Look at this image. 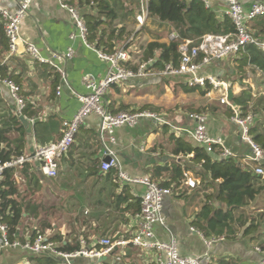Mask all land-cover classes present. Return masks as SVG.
Here are the masks:
<instances>
[{
    "label": "crops",
    "instance_id": "0c3cea01",
    "mask_svg": "<svg viewBox=\"0 0 264 264\" xmlns=\"http://www.w3.org/2000/svg\"><path fill=\"white\" fill-rule=\"evenodd\" d=\"M23 1L25 0H0V7L16 13ZM202 1L207 3V7L216 10L220 18L226 16L227 6L220 0ZM121 2L129 10L132 7L127 0ZM64 4H69L75 9L79 8L80 13L87 9L81 8L78 0H34L20 25L22 39L39 48L48 63H37L24 52L12 56L5 36L2 37L0 18V64L10 69V76L17 86L21 87L27 106H30L31 111L36 114L35 117L30 118L22 114L34 129L33 135H30L21 124L26 130L25 154L58 141L63 136V123L73 119L81 107L79 98L89 92L84 86V79L86 77L102 79L111 70V65L99 57L98 50L85 42L78 29L73 26L69 11L63 8ZM144 8L146 9L147 6L140 0L135 16L128 15L124 21H116L118 26L124 25L133 33L128 42L118 45L119 50L124 49L131 55L132 67L136 66L142 49L152 40V32L157 29L149 20V16L144 26L139 25L137 17L142 14ZM96 12L97 10L95 14ZM121 13L127 14L126 11ZM159 31L158 33L161 34L163 29ZM72 35L75 39H72ZM169 36L172 37V34ZM169 36L167 34V39ZM71 49L74 54L69 60L66 54ZM236 56L222 60L205 70L206 75L227 83V94L232 91L234 97L243 91L237 70L238 63L235 61ZM149 71L150 76L112 87L104 98V105L113 114L121 111H147L162 119L159 123L144 118L136 127L119 128L114 136L115 144L107 142L115 151L122 171L130 178H150L153 168L159 165L171 167L179 163L189 168L186 180L182 181L179 188L174 184L175 190H171V194L164 198L163 214L167 224L164 229L157 230L159 237L169 239L171 235L174 236L182 255L197 258L208 255L212 264H218L223 260L236 264H261L264 260V242L252 235L244 236L247 224L238 227L236 238H223L225 240L211 247L207 245V241L212 238H205L196 229L195 224L208 196H212L215 189L202 184V169L200 165L197 166L191 161L193 155L178 157L173 155L177 139L189 142L194 147L198 146L191 141L187 131L195 128V123L189 119V115L201 110V113L206 114L208 118L209 135L213 138H221L225 142V147L232 151L234 159L244 167L255 169L256 166L249 162L250 147L241 141L238 125L231 122L229 114L232 110L221 104L222 94L218 92L207 96L209 92L207 90L196 88L192 91L186 84L182 87L183 80H171L164 76L163 72L153 71L151 68ZM248 81L245 79L243 82ZM176 83L180 85L176 86ZM261 86L264 91L263 84ZM60 87L62 91L58 95ZM145 107L148 109H144ZM20 116L10 89L0 82V130L13 129L8 135L11 141H16L21 136V126H15L12 122L14 118L20 119ZM99 133L100 118L96 116L86 118L68 159L65 162L61 161L59 174L60 177L75 175L73 178L75 181L72 182L76 184V205L79 212L77 213L78 238L81 241L86 238L88 246H92L95 241L102 238H111L116 243L130 240L135 232L136 216L139 213L133 216L126 209L135 203L132 199H140L146 192L144 185L127 183L120 179L117 170L112 171L115 174L108 175L101 170L102 166L100 168L96 166V160L103 162L105 159V145L100 142ZM1 146L0 151L7 147L4 143ZM116 176L118 180L114 181ZM166 178L168 175L163 181ZM204 178L208 181L206 176ZM15 180L19 188L16 200L25 205V208L31 207L38 211L36 216L30 213L24 214L22 238L27 240L30 239L34 229L38 228V221L44 218L43 208L58 206V204L55 206L52 203L48 204L50 194L58 197V194H62V189L56 187L46 189L44 184L53 179L45 178L38 165L28 164L27 167L17 170ZM187 180L195 181L197 187L191 188ZM68 185L72 184L68 183ZM68 185V188H72ZM261 207L264 208V202L258 199L251 206L243 208L244 218H251V215L258 212V208ZM251 222L252 220H249L248 224ZM54 226L57 233L61 232L65 235L70 233L59 228L57 224ZM46 233L50 237L55 234L49 231ZM120 253L121 249L116 248L107 261L114 264H157L154 254L143 249L128 248L129 255L124 258H121ZM37 257L7 247L3 244L0 231V264H39L35 260ZM58 263L68 264L60 260ZM91 263L90 259L83 257L73 261L72 264Z\"/></svg>",
    "mask_w": 264,
    "mask_h": 264
},
{
    "label": "built area",
    "instance_id": "2783aa9c",
    "mask_svg": "<svg viewBox=\"0 0 264 264\" xmlns=\"http://www.w3.org/2000/svg\"><path fill=\"white\" fill-rule=\"evenodd\" d=\"M34 0H25L18 7L16 13H12L7 9L0 7V18L3 29L8 39V48L12 56H18L20 53H27L33 61L40 63H48L41 55L39 48L26 43L20 34V25L26 18L29 7ZM146 2L147 0H141ZM227 6L226 16L236 26V34L232 39L223 36H207L199 43L192 47L188 41L182 43V58L179 68L173 69L168 67L163 75L171 80H183L191 89L201 88L203 90L211 89L207 96H211L214 92L222 94L220 102L222 105L228 106L233 113L231 122L238 125L240 129L241 141L247 144L251 149L249 162L256 166L255 174L264 177V149L253 140L252 129L255 125V117L252 114L243 115L240 108L230 102L228 99L227 83L222 82L218 78L210 77L205 74L212 65L218 64L234 55H240L244 49L251 44H256L264 51V39L254 32L250 31V24L257 19L264 17V0H220ZM207 5V3L205 2ZM71 15L73 26L78 29L81 37L86 42L88 28L81 16V13L72 6L63 5ZM148 10L143 9L142 14L137 17L140 26H144L148 20ZM177 35H172L171 40H175ZM72 39L75 36L72 35ZM99 57L111 65L109 74L102 79L96 80L93 77L84 79V86L88 89V94L79 98L80 109L72 120L63 123V136L53 143L41 146L37 150L21 157L13 158L10 161L0 164V183L4 178L6 170H20L26 165H38L40 172L47 179H56L61 172L60 159L70 153L77 136L83 126L86 118L96 116L100 118L99 139L105 145L104 156L110 158L109 163L102 162V170L107 173L111 170L118 171V177L127 183L141 184L146 187V192L141 196V211L136 216L137 226L130 240H121L113 242L111 238H102L95 241L92 246H88L85 240L82 251L75 253L59 252L61 244L50 240L49 235H38L34 240L27 239L23 244L19 241L11 243L8 237V226L0 224L2 233V241L7 247L27 252L32 255L42 256L50 255L56 257L60 261L72 264L81 258L100 259L104 256L110 257L116 248L121 249V258L129 255L128 248L143 249L154 254V260L157 264H212L208 255L200 257H192L182 255L179 251L178 241L174 236L169 239L159 237L158 229L166 226L167 221L163 214L164 198L171 194L168 189L162 188L153 182L149 177L130 178L122 171L121 163L113 149L107 142L115 144V133L119 128L136 127L141 119H153L161 123V118L147 111H121L118 114L110 113L104 105V98L109 90L117 86V84H126L137 81L150 76L149 66L151 63L141 64L134 71L129 68L131 63V55L128 51L121 49L115 55L109 56L101 51H97ZM74 51L71 49L66 54L67 59L73 58ZM3 82L11 91L19 116L23 114L27 108L21 87H18L10 80ZM62 87L59 88L58 95L61 94ZM189 119L195 123L192 131H187L191 141L196 145L205 149L208 153H214L219 148L222 159L235 158L232 151L225 147V142L221 138H213L208 133V118L204 113H194L189 115ZM191 188H196L197 183L193 180H187ZM223 237L212 238L207 241V245L211 247L213 244L223 241ZM260 251V249L258 250ZM119 260V259H118ZM92 264V263H91ZM261 264H264V260Z\"/></svg>",
    "mask_w": 264,
    "mask_h": 264
},
{
    "label": "trees",
    "instance_id": "16d2710c",
    "mask_svg": "<svg viewBox=\"0 0 264 264\" xmlns=\"http://www.w3.org/2000/svg\"><path fill=\"white\" fill-rule=\"evenodd\" d=\"M78 1L81 8H87L81 13L88 28L86 42L106 55H115L120 48L118 45L122 42H128L133 34L128 31L126 26H118L116 21H124L128 15L135 16L136 8L140 6V0H127L130 6H132L130 10L123 5L121 0ZM145 5L149 13V20L153 22L152 24L157 29L155 32H152V40L142 49L136 66L132 67V64H129V68L134 71H137L141 64L147 63L152 64L151 70L158 72H164L168 67L173 69L179 68L182 58L181 45L183 42L188 41L192 44V47H195L196 45H200L199 43L207 36L215 35L232 39L236 34L235 24L227 16L220 18L217 11L207 7L202 0H147ZM122 11H126L127 14L123 15ZM253 25L263 27L260 28L262 29L260 32L254 33L264 39V17L254 20L250 24L251 29H253ZM159 29H163L161 34L158 33L160 32ZM166 30H168L169 34H176L177 38L171 40L169 36L167 41H163L161 35ZM2 33V37L5 36V40L8 43L3 25ZM156 33L158 34L156 35ZM128 46L130 45L128 44ZM235 61L238 63L237 70L238 75H240L241 84H244L243 81L249 73H260L264 76V51L256 44L248 45L240 55L236 56ZM9 72L10 69L7 66L0 64V77L3 80H10L17 85ZM175 85L178 86L180 83H176ZM208 91L210 89H207ZM256 93L253 97L252 89L249 86V89H243L239 95L234 97L233 103L240 108L244 116L252 114L255 117L256 122L251 134L253 140L258 142L264 149V130L263 122L261 121V118H264V91L263 93L261 91ZM255 96H257L256 99L260 98L255 100ZM144 109H148V107ZM196 112L201 113L202 111ZM230 112L231 114L229 115L232 117L233 113L232 111ZM23 115L28 118L36 116L35 112L31 111L30 106H27ZM12 122L15 126H21V136L18 140L11 141L8 135L13 132V129L6 128L0 130V148L2 147V143L7 145L6 148L0 151V164L13 158L21 157L26 153V130L18 118H14ZM175 143L173 155L175 157L179 155H193L194 157L191 161L197 166L200 165L202 169V184L205 187L211 186L215 189L214 194L208 196L207 202L199 213L198 221L195 224L196 229L205 238L223 237L234 239L237 237L238 227L247 224L244 236L252 235L257 240L259 239L264 242V208H258V212H254L251 218L246 219L244 218L243 209L251 206L258 199H262L264 202V177L256 175L254 168L244 167L234 158L222 159L219 155L221 151L219 148L214 153H208L205 149L199 146L194 147L189 142L181 139L175 140ZM68 157L69 154L62 156L60 165L61 161L65 162ZM95 164L98 168L102 166V162L99 160H96ZM188 169V167H184V165L179 163L171 167L159 165L153 168L150 179L162 188L173 191L175 190L173 188L174 184L176 188H179L182 181L186 180ZM112 171L114 170L107 172L108 175L112 174ZM16 172V170H6L4 178L0 183V224L8 226V237L11 243L19 241L23 244L26 241L25 238H22V222L25 220L24 214L30 213L32 216H36L38 211L31 207L25 208V205L20 204L16 200L19 194V188L15 180ZM167 175L168 178L163 181ZM205 176L208 181H205ZM117 180V176L116 178L114 177V181ZM132 201L135 203L131 204L126 210L135 216L140 213L142 202L141 198L132 199ZM220 204L222 206L219 207L218 205ZM48 217L46 216L38 221V228L34 229L32 235L29 237L30 240H34L38 235H47L46 232L48 231L55 232L50 237V240L61 244L62 247L58 249L59 252L75 253L82 251L84 245L80 238H78V232H70L67 235L61 232L57 233L54 224H52ZM249 220H252L250 224H248ZM78 221L79 217H77L75 222ZM75 226H78V224ZM84 240L88 242L86 238ZM35 260L39 264H59L58 259L50 255L43 254L35 258ZM101 264L114 263L104 261ZM218 264L236 263L223 260Z\"/></svg>",
    "mask_w": 264,
    "mask_h": 264
},
{
    "label": "rangeland",
    "instance_id": "374dc122",
    "mask_svg": "<svg viewBox=\"0 0 264 264\" xmlns=\"http://www.w3.org/2000/svg\"><path fill=\"white\" fill-rule=\"evenodd\" d=\"M77 9H79V8H77ZM79 12H80V10H79ZM252 28L253 29H251V27H250V31L253 33V32H260V30H262L260 28H263V27H261L259 25L258 26L253 25ZM167 34H168V36L170 35L168 30H166L162 33L161 36H162L163 40L167 39ZM246 77H247L246 78L247 81L250 80V82L248 81L250 84H248V82L242 84L241 90L242 89H249V85H250V87L252 89V96L253 97H254L256 92L261 91L263 93L261 85L264 83V76L262 74H260V73H258V74L257 73H254V74L249 73V77L248 76H246ZM256 97L257 96H255V100H258V98H260V97H258L256 99ZM261 121L263 122V130H264V118H261ZM73 178H75V175H72V174L68 175V176H61V177L59 175V177L57 179H53V180L48 181L47 183L44 184L46 186V189L53 188V187H56L60 190L62 189V194L61 195L58 194V197H56V195L50 194V196L48 198L49 199L48 204L51 205V203H52L53 206L58 204V206L50 207L49 209H45V207H44L43 211H42V216L44 218L46 216H49L48 218L50 219L52 224L59 225V227L61 229L65 230L66 232L70 231V232L77 233L78 232V226H75L76 224H78L77 222H75L77 220L76 184L72 182V181H75ZM68 183H70L72 185H68ZM67 185L72 187V188H68ZM47 235H49V234H47Z\"/></svg>",
    "mask_w": 264,
    "mask_h": 264
},
{
    "label": "water",
    "instance_id": "95a60500",
    "mask_svg": "<svg viewBox=\"0 0 264 264\" xmlns=\"http://www.w3.org/2000/svg\"><path fill=\"white\" fill-rule=\"evenodd\" d=\"M151 67H152V65L149 66V69ZM230 87H232V84H230ZM228 99H229L230 102H233L234 95H233V92L232 91H229V93H228ZM19 120H20L21 124L27 129V133L30 134V135H33L34 129H33L32 124H30V122L23 115L20 116V119ZM103 161L105 163L106 162L109 163L110 162V158H105ZM107 259H108V257L104 256V257H102L100 259H97V260L90 259V262H92V264H97V263L98 264H101L104 261L106 262Z\"/></svg>",
    "mask_w": 264,
    "mask_h": 264
}]
</instances>
